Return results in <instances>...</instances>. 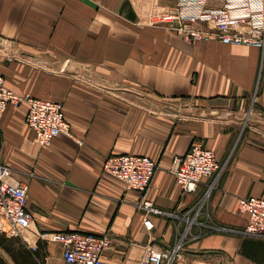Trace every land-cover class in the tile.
<instances>
[{"label": "crops", "instance_id": "obj_1", "mask_svg": "<svg viewBox=\"0 0 264 264\" xmlns=\"http://www.w3.org/2000/svg\"><path fill=\"white\" fill-rule=\"evenodd\" d=\"M147 2L0 0L6 85L63 102L73 133L41 145L26 102L0 117V161L29 184L33 216L11 264H73L61 243L40 236L62 230L110 235L115 264H140L148 244L172 248L186 231L177 264H264V236L244 233L239 209L241 197H264V48L188 41L147 21ZM197 141L221 168L184 192L175 160ZM128 153L157 162L145 195L103 170L108 156ZM144 197L180 215L201 200L204 210L189 228L152 214L149 229Z\"/></svg>", "mask_w": 264, "mask_h": 264}, {"label": "built area", "instance_id": "obj_2", "mask_svg": "<svg viewBox=\"0 0 264 264\" xmlns=\"http://www.w3.org/2000/svg\"><path fill=\"white\" fill-rule=\"evenodd\" d=\"M146 18L153 25L164 26L191 42L218 40L225 44L247 45L264 48V0H168L164 7L156 6L146 11ZM144 15V16H145ZM81 78L92 81L86 72ZM26 102V123L34 131L41 145H48L62 133L73 135L61 101L31 95H20L6 85L0 72V117L10 105ZM1 148V142H0ZM157 162L146 155H110L103 170L123 180L128 188L145 195L157 169ZM221 168L214 149L202 142H194L189 150L175 160L173 173L184 192H195L199 184ZM29 184L13 178L11 169L0 161V234L9 237L30 230L33 216L28 209ZM209 194V192L206 194ZM204 200L196 206L183 208L181 215L160 208L146 197L139 204L145 211V226L153 228L152 214H166L187 220L191 227L204 210ZM239 209L248 214L244 233L264 236V197H241ZM182 238L170 248L157 243L146 247L140 264H177L182 257ZM47 241L63 246L65 261L73 264H115L106 258L112 237L93 232L62 230L40 234Z\"/></svg>", "mask_w": 264, "mask_h": 264}, {"label": "rangeland", "instance_id": "obj_3", "mask_svg": "<svg viewBox=\"0 0 264 264\" xmlns=\"http://www.w3.org/2000/svg\"><path fill=\"white\" fill-rule=\"evenodd\" d=\"M150 7H152L153 5L156 6V1L155 0H149V2H147V4H150ZM141 8H145V6L141 7ZM149 8V7H148ZM147 8V9H148ZM147 9H143V11L146 13ZM146 17V15H145ZM23 233L26 234V236H30L28 235V232L23 230ZM18 236H22V235H18ZM4 243L5 246H7L9 249H14L16 250V246H18L15 242L16 240H7L5 237L0 235V254L4 257L6 264H11L10 262V258H11V252H9L6 247H4V245H2V243Z\"/></svg>", "mask_w": 264, "mask_h": 264}, {"label": "trees", "instance_id": "obj_4", "mask_svg": "<svg viewBox=\"0 0 264 264\" xmlns=\"http://www.w3.org/2000/svg\"><path fill=\"white\" fill-rule=\"evenodd\" d=\"M1 236L5 237L7 240H15V239H18V236H12V237H9L5 234H0ZM2 243V242H1ZM2 245H4V243H2ZM4 247H6V249L11 252V255L17 259L18 255H17V252L16 250L14 249H9L7 246L4 245ZM0 264H6V261L4 259V257L0 254Z\"/></svg>", "mask_w": 264, "mask_h": 264}, {"label": "bare ground", "instance_id": "obj_5", "mask_svg": "<svg viewBox=\"0 0 264 264\" xmlns=\"http://www.w3.org/2000/svg\"><path fill=\"white\" fill-rule=\"evenodd\" d=\"M156 1V0H155ZM150 5H151V2H150Z\"/></svg>", "mask_w": 264, "mask_h": 264}]
</instances>
